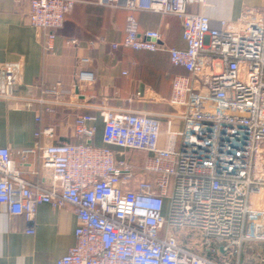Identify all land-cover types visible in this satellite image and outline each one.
I'll return each instance as SVG.
<instances>
[{
  "label": "built area",
  "instance_id": "2783aa9c",
  "mask_svg": "<svg viewBox=\"0 0 264 264\" xmlns=\"http://www.w3.org/2000/svg\"><path fill=\"white\" fill-rule=\"evenodd\" d=\"M78 1L28 0V21L46 32V51L56 50V33ZM94 1L126 11L124 38L112 49L166 51L185 71L171 80L173 112L162 130L156 115L103 108L100 147L91 142L97 117L75 115L78 142L39 149L46 185L24 179L0 147V205L21 216L30 235L38 205L73 210L75 243L54 264H243L240 250L251 244L259 245L256 264H264V9L213 28L208 16L187 10L204 0ZM139 11L176 17L185 47H166L158 31L140 32ZM87 60L76 62L75 89L93 80L80 68ZM19 73L16 62L0 67V99L46 113L63 104L43 96L66 93L60 85L35 96L34 87H19ZM40 133L52 138L53 127ZM175 230L199 233L210 256L183 246ZM215 246L222 258L213 257Z\"/></svg>",
  "mask_w": 264,
  "mask_h": 264
},
{
  "label": "crops",
  "instance_id": "0c3cea01",
  "mask_svg": "<svg viewBox=\"0 0 264 264\" xmlns=\"http://www.w3.org/2000/svg\"><path fill=\"white\" fill-rule=\"evenodd\" d=\"M251 9L263 10L264 0H204L187 7L189 12L208 16L213 28L220 27V19L234 20ZM28 12V0H0V67L19 63L18 85L34 87L35 96L42 95L44 89H59L58 85L66 93L59 97L43 95L49 102L63 103L54 105L53 113L44 112L41 105L27 109L0 99V147H8L24 179L35 184L48 183L39 149L53 143L78 142L73 136V119L77 114L97 117L91 123L96 127L91 142L97 147L103 145V123L99 117L103 108L156 115L161 129H165L166 116L173 112L167 103L172 77L186 73L171 65L166 51L111 48L112 43L124 38L126 11L94 0L76 2L56 33L54 52L46 51V32L30 25ZM134 16L140 32L155 30L166 47H185L181 23L176 17L147 11ZM69 40H75L76 45L67 44ZM81 58L88 59L81 63V70L90 72L93 80L75 89L74 68ZM48 126L53 127L52 138L41 133L35 136ZM172 126L176 129L180 124L173 121ZM28 150L31 152L23 153ZM31 225L32 235L26 233L30 225L21 216H10L0 205V264H54L75 243L76 217L70 207L56 209L40 204Z\"/></svg>",
  "mask_w": 264,
  "mask_h": 264
},
{
  "label": "rangeland",
  "instance_id": "374dc122",
  "mask_svg": "<svg viewBox=\"0 0 264 264\" xmlns=\"http://www.w3.org/2000/svg\"><path fill=\"white\" fill-rule=\"evenodd\" d=\"M175 236L178 239V241L181 242V244L183 243L186 247L198 252L199 254L201 253L202 255H205V253H208L207 251L209 250V248L203 245L199 233L189 230H175ZM217 248L218 246H215V250L217 252L213 254V257L219 259L222 258V255L220 254V251ZM257 249H259L258 244L244 245L240 250V254H239L240 261L243 264L258 263L256 259ZM232 251L233 249H231V254Z\"/></svg>",
  "mask_w": 264,
  "mask_h": 264
},
{
  "label": "trees",
  "instance_id": "16d2710c",
  "mask_svg": "<svg viewBox=\"0 0 264 264\" xmlns=\"http://www.w3.org/2000/svg\"><path fill=\"white\" fill-rule=\"evenodd\" d=\"M181 243V242H180ZM182 245L183 246H185L183 243H182ZM196 252V251H195ZM198 253V252H197ZM201 254V253H200ZM205 255H208V256H210V254H208V253H205Z\"/></svg>",
  "mask_w": 264,
  "mask_h": 264
}]
</instances>
